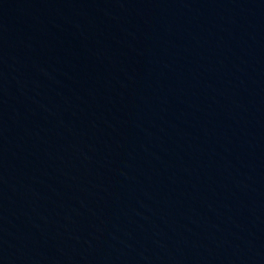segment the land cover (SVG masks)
I'll return each instance as SVG.
<instances>
[{
	"label": "water",
	"instance_id": "95a60500",
	"mask_svg": "<svg viewBox=\"0 0 264 264\" xmlns=\"http://www.w3.org/2000/svg\"><path fill=\"white\" fill-rule=\"evenodd\" d=\"M0 264H264V0H0Z\"/></svg>",
	"mask_w": 264,
	"mask_h": 264
}]
</instances>
